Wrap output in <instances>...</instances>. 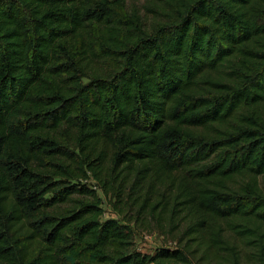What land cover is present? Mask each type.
Masks as SVG:
<instances>
[{
    "label": "trees",
    "instance_id": "trees-1",
    "mask_svg": "<svg viewBox=\"0 0 264 264\" xmlns=\"http://www.w3.org/2000/svg\"><path fill=\"white\" fill-rule=\"evenodd\" d=\"M126 1L0 0V264H264V0ZM91 175L175 244L137 249Z\"/></svg>",
    "mask_w": 264,
    "mask_h": 264
},
{
    "label": "rangeland",
    "instance_id": "rangeland-1",
    "mask_svg": "<svg viewBox=\"0 0 264 264\" xmlns=\"http://www.w3.org/2000/svg\"><path fill=\"white\" fill-rule=\"evenodd\" d=\"M180 3L177 0L168 3L166 0H127L125 9L129 16L136 15L146 27L152 26L159 21L168 20L173 13L175 6ZM86 79V78H85ZM89 189H93L99 197H101V207L103 209L102 219L116 218L120 222L130 224L134 230V245L137 249L145 253H154L156 248L162 245H174L172 235L163 234L157 228L154 220H150V216L143 213L138 214V204L134 202L126 208H120L121 204L116 202L113 192L109 188H103L102 183L93 175L83 181ZM260 186L264 191V176L259 177ZM79 199H88L86 196L75 195ZM132 220V221H129ZM170 226L164 227L162 231H166ZM233 240V239H232ZM236 250L238 253V262L233 263L232 258L226 251L219 253L218 256L208 261V264H257V256L254 247L245 244L240 239H235ZM249 250L246 252L244 249Z\"/></svg>",
    "mask_w": 264,
    "mask_h": 264
}]
</instances>
